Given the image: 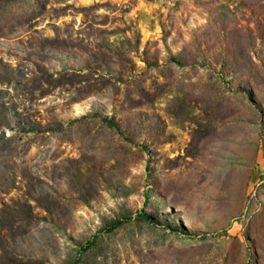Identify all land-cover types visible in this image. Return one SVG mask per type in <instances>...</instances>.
Here are the masks:
<instances>
[{
  "label": "rangeland",
  "instance_id": "obj_1",
  "mask_svg": "<svg viewBox=\"0 0 264 264\" xmlns=\"http://www.w3.org/2000/svg\"><path fill=\"white\" fill-rule=\"evenodd\" d=\"M75 262L264 264V0H0V264Z\"/></svg>",
  "mask_w": 264,
  "mask_h": 264
},
{
  "label": "trees",
  "instance_id": "obj_2",
  "mask_svg": "<svg viewBox=\"0 0 264 264\" xmlns=\"http://www.w3.org/2000/svg\"><path fill=\"white\" fill-rule=\"evenodd\" d=\"M102 123L104 125H106L107 127L111 128V129H115V130L118 129V124L115 121L111 120V119H106V118L102 119ZM58 130L62 131L63 127H60ZM30 131L31 132L37 131V125L36 124H32L30 126ZM49 131H53V130L49 129ZM134 221H142V222H145L147 224H152L153 223L152 220L150 219V217L146 213H140L137 218L129 217V218H126V219L113 221L103 231L105 233H113L116 230H118V229L122 228L123 226H125V225H127V224H129L131 222H134ZM96 245H97V238H93V239H91L88 242V244L82 250H83V252H86V251L96 247ZM74 264H79V263L75 262Z\"/></svg>",
  "mask_w": 264,
  "mask_h": 264
}]
</instances>
